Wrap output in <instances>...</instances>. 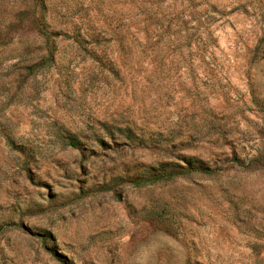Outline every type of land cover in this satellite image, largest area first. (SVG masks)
Wrapping results in <instances>:
<instances>
[{
  "label": "rangeland",
  "instance_id": "obj_1",
  "mask_svg": "<svg viewBox=\"0 0 264 264\" xmlns=\"http://www.w3.org/2000/svg\"><path fill=\"white\" fill-rule=\"evenodd\" d=\"M0 264H264V0H0Z\"/></svg>",
  "mask_w": 264,
  "mask_h": 264
},
{
  "label": "trees",
  "instance_id": "obj_2",
  "mask_svg": "<svg viewBox=\"0 0 264 264\" xmlns=\"http://www.w3.org/2000/svg\"><path fill=\"white\" fill-rule=\"evenodd\" d=\"M41 35L45 38L46 42L50 41L51 33L45 31V28L42 26L39 28ZM72 41L80 48L82 45H94L98 42L97 35H94L92 32H84L81 33L79 30L74 31ZM51 61V53L45 58H42L39 62L31 65L29 68H40L45 66L47 62ZM103 130H107L106 128H102ZM108 134L117 133L119 134V130L115 129L113 132L107 130ZM93 140L97 144H101V138L96 135V132H93ZM128 138H134L128 137ZM60 140L63 146L75 149L82 150L83 144L70 133L64 132L60 136ZM10 144V143H9ZM146 174L135 176L133 179H129L128 182L135 187H142L144 185L154 184L158 182H167L171 181L177 177H183L190 174H210L213 170L209 169V167L205 166L199 160L192 156L187 155H178L175 157L174 162H166V163H157L155 166L147 167L145 170Z\"/></svg>",
  "mask_w": 264,
  "mask_h": 264
}]
</instances>
